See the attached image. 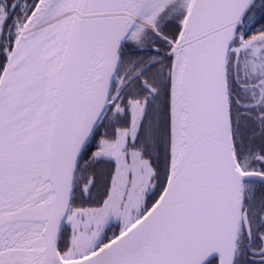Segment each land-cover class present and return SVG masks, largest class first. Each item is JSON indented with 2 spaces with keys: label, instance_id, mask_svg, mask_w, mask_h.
Instances as JSON below:
<instances>
[{
  "label": "snow or ice",
  "instance_id": "snow-or-ice-1",
  "mask_svg": "<svg viewBox=\"0 0 264 264\" xmlns=\"http://www.w3.org/2000/svg\"><path fill=\"white\" fill-rule=\"evenodd\" d=\"M0 264H264V0H0Z\"/></svg>",
  "mask_w": 264,
  "mask_h": 264
}]
</instances>
